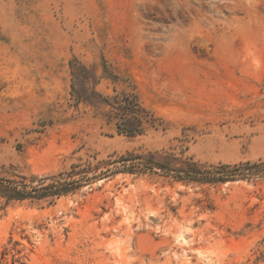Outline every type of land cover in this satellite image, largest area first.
Masks as SVG:
<instances>
[{
	"label": "rangeland",
	"instance_id": "rangeland-1",
	"mask_svg": "<svg viewBox=\"0 0 264 264\" xmlns=\"http://www.w3.org/2000/svg\"><path fill=\"white\" fill-rule=\"evenodd\" d=\"M94 90L153 119L119 133ZM0 179L78 186L0 199L28 264H264V0H0Z\"/></svg>",
	"mask_w": 264,
	"mask_h": 264
},
{
	"label": "trees",
	"instance_id": "trees-1",
	"mask_svg": "<svg viewBox=\"0 0 264 264\" xmlns=\"http://www.w3.org/2000/svg\"><path fill=\"white\" fill-rule=\"evenodd\" d=\"M94 92L97 100H103L109 106L108 112L115 118L119 133L128 136L140 134L144 130L145 122L153 119L152 114L143 106L136 92L114 94L110 97L103 96L97 90H94ZM121 158H127V156H121ZM140 158H143L146 161L145 163L152 161L150 155L141 156ZM172 158L173 156H170L165 161H152L147 166L144 164V168L153 169L154 166H157L179 180L199 182L231 180L238 171L245 168L238 164L233 166L223 164L209 169L191 160H180L179 163H176L172 161L175 160ZM245 165L248 166L249 164ZM253 165L255 164L250 166ZM77 187V183L73 180L46 184L39 189H28L26 184H15L0 179V199L4 204H7L11 200L40 199L46 196L54 197L74 191ZM18 244L16 240L8 239V244L0 250V264H28L24 254H22L23 250L18 248Z\"/></svg>",
	"mask_w": 264,
	"mask_h": 264
}]
</instances>
